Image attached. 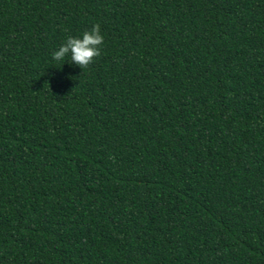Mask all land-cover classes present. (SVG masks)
I'll return each mask as SVG.
<instances>
[{
    "label": "trees",
    "instance_id": "1",
    "mask_svg": "<svg viewBox=\"0 0 264 264\" xmlns=\"http://www.w3.org/2000/svg\"><path fill=\"white\" fill-rule=\"evenodd\" d=\"M0 264H264V0H0Z\"/></svg>",
    "mask_w": 264,
    "mask_h": 264
},
{
    "label": "clouds",
    "instance_id": "2",
    "mask_svg": "<svg viewBox=\"0 0 264 264\" xmlns=\"http://www.w3.org/2000/svg\"><path fill=\"white\" fill-rule=\"evenodd\" d=\"M100 26L96 24L90 31H85L82 38L68 37L66 42L53 53V59L62 61L70 55L71 63L81 69H86L101 54L100 46L103 44Z\"/></svg>",
    "mask_w": 264,
    "mask_h": 264
}]
</instances>
